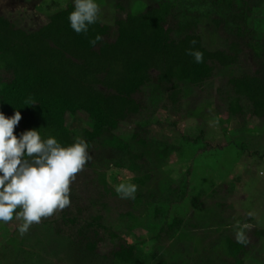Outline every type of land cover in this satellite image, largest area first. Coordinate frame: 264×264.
Wrapping results in <instances>:
<instances>
[{"label":"trees","instance_id":"trees-1","mask_svg":"<svg viewBox=\"0 0 264 264\" xmlns=\"http://www.w3.org/2000/svg\"><path fill=\"white\" fill-rule=\"evenodd\" d=\"M132 5V0H113L108 6L109 20L99 19L87 33L80 34L71 28L68 19L74 0H68L35 28H29L31 22L18 27L0 14V73L6 74L0 81V112L6 117L21 113L22 119L14 128L17 137L35 129L42 138L54 137L62 146L83 139L91 157L84 167L95 175V186L103 181L102 169L109 166L132 173L130 183L138 189L127 203L135 206L143 196L150 199L151 210H142H150L154 218L147 225L149 240L161 241L164 234L167 239L191 241L187 229L205 227V236L212 232L220 235L209 246L204 263L199 264H243L252 245L237 242V229L229 227L225 215L217 216L216 210L221 208L215 202L204 206L194 200L187 218H183L181 209L169 215V220L164 218L165 212H170L169 204L164 205L168 194H179L173 201L180 204L188 181L183 177L177 188L171 187L174 179L168 172L159 171L172 152L175 154L201 135L180 136L175 145L147 136L149 124L156 119L154 111L165 107L162 103L176 105L216 68L227 74L232 92L231 96L224 92L223 97L218 93L227 112L223 128L241 132L247 118L262 126L264 29L259 23L264 24V0H149L138 12L132 11ZM97 35L101 39L93 45L90 42ZM188 50L202 52L203 62L197 63ZM199 107L192 109L197 111ZM77 112L86 115L80 132L69 128L66 120H72ZM125 123L132 124L128 134L118 132L120 124ZM159 174L165 179H159ZM148 184L151 192L141 195L139 188ZM95 186L91 188L99 194L103 188ZM156 191L165 195L155 199ZM214 191L211 188L208 195L211 197ZM70 207L60 211L67 221L74 218L68 217ZM120 216L133 221V226L139 224L136 215L128 211ZM102 219L100 213L89 216L61 244H57L61 235L55 219L42 218L23 235L16 234L18 225L0 242V264H50L41 255L48 251L56 254L58 247L78 257V263L72 264H173L155 252L161 244L141 253L135 243L119 242L107 254L99 255V230L111 238L117 234ZM250 220L247 217L242 222ZM250 231L256 239L263 237L262 230Z\"/></svg>","mask_w":264,"mask_h":264},{"label":"rangeland","instance_id":"rangeland-1","mask_svg":"<svg viewBox=\"0 0 264 264\" xmlns=\"http://www.w3.org/2000/svg\"><path fill=\"white\" fill-rule=\"evenodd\" d=\"M67 1L0 0V14L10 18L18 27H24L26 22H31L32 26L29 28H35L38 23H43L50 13L62 8ZM95 2L101 8L100 20L106 21L111 16L108 6L113 3V0H95ZM148 2L149 0H132V11H141ZM262 15L264 17V14ZM259 26L264 29V24L259 23ZM213 44L216 45L215 42ZM4 78L6 74L1 72L0 81ZM224 92L232 95L227 74L220 73L216 68L211 77L206 79L200 87L192 88L186 97L182 96L179 103L170 105L164 102L162 103L165 105L164 108H157V111H154L156 119L149 124L148 138L156 142L168 141L174 144L179 142L180 136L193 138L201 135L192 144L182 146L181 150L178 149L175 154L172 152L159 171L162 174L168 172L170 178L174 179L171 187H176L183 177L188 181L186 194L180 204L179 201H173L180 196L179 194H168L164 205L169 204L167 211L170 212H165L164 218L169 220L172 218L170 216L177 214L180 209L184 211L183 218H187L191 213L189 205L194 200L203 202L204 206H211V203L215 202L217 207L221 208L220 210L216 207L217 216L225 215V221L230 223L231 229L239 221L241 224H251L253 226L251 230L259 229L264 232V123L260 126L254 119L247 118L246 128H243L241 132L233 133L226 130L227 128L224 129L226 125L224 118L227 112L225 105H221L218 100V93H222L223 97ZM195 105L201 106L199 110L192 109ZM85 118V113L77 112L72 120L66 118L67 126L80 132ZM119 127L118 132L128 134L132 124H120ZM102 171L104 172L103 181L96 186L93 180L95 175L88 167H84L70 184L73 197L70 199L71 207L68 217L74 216L72 220L67 221L65 217H61L60 211L47 217L48 220L56 221L55 224L61 235L57 237V244L66 242L65 236H72L89 216L100 213L105 226H109L110 230L117 234L116 237L111 238L104 231L99 230L97 234L99 241L96 245L99 255L107 254L119 242L135 243L141 253H147L153 247L152 245L161 244L163 246L156 248L155 252H159L170 263L175 264L177 261H184L187 264L204 263V257L210 252L209 246L219 239L220 234L216 236L212 232L209 236H205V227H200L187 229L186 236H191V241L167 239L164 234H161V241L149 240L146 233L147 225L154 222L148 205L150 199L143 196L141 202L135 206L127 203L130 198H121L115 188L120 183H130L132 173L126 169H115L110 166ZM162 174L157 177L164 178ZM150 182L147 183L150 184ZM149 184L139 188L141 195H149L151 190ZM100 185L103 189L97 194L98 190L92 188L93 186L99 188ZM211 188L215 191L210 197L208 193ZM162 195L165 193L156 191L153 197L161 199ZM170 202H172L171 205ZM146 208L150 210L143 213L142 210ZM124 211H128L133 216L136 215L139 224L133 226V221L123 219L124 216L120 214ZM250 212L254 215L249 216ZM247 217L251 220L242 222ZM21 223L22 221L16 220L15 216L8 223L0 222V242L4 240L6 234L16 231L15 228ZM88 233L92 235L91 230ZM16 234L20 235V232L17 231ZM230 234L232 237L235 236V232ZM246 236L247 245L252 247H249L250 252L243 257V264H260L264 261V234L263 237L256 239L251 231H246ZM41 256L50 264H72L74 261L77 263L79 261L73 252L66 254L60 247L57 248L56 254L48 251Z\"/></svg>","mask_w":264,"mask_h":264},{"label":"clouds","instance_id":"clouds-1","mask_svg":"<svg viewBox=\"0 0 264 264\" xmlns=\"http://www.w3.org/2000/svg\"><path fill=\"white\" fill-rule=\"evenodd\" d=\"M101 16V8L95 0H74V10L69 14L71 28L77 33H87L90 25ZM99 35L90 43L95 45ZM192 41V44H195ZM197 63L203 62V53L188 50ZM22 116L19 111L11 117L0 112V221H22L21 235L30 226L39 224L42 218L70 207V184L91 159L88 144L83 139L62 146L54 137L42 138L38 130H27L19 137L14 135ZM115 191L123 198H134L137 186L120 183ZM249 216L254 213H248ZM236 239L247 244L249 223L236 222Z\"/></svg>","mask_w":264,"mask_h":264}]
</instances>
